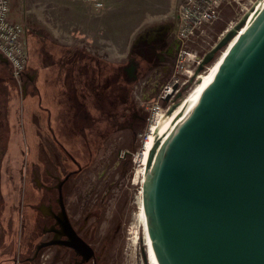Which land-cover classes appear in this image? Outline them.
<instances>
[{"label": "water", "instance_id": "95a60500", "mask_svg": "<svg viewBox=\"0 0 264 264\" xmlns=\"http://www.w3.org/2000/svg\"><path fill=\"white\" fill-rule=\"evenodd\" d=\"M252 7L199 65L236 38L211 82L154 133L141 204L157 264H264V5Z\"/></svg>", "mask_w": 264, "mask_h": 264}, {"label": "rangeland", "instance_id": "374dc122", "mask_svg": "<svg viewBox=\"0 0 264 264\" xmlns=\"http://www.w3.org/2000/svg\"><path fill=\"white\" fill-rule=\"evenodd\" d=\"M109 1L112 3L110 10H107L108 5L97 10L79 0H29L21 6L25 14L22 22L24 25L43 28L48 23L65 25L69 32L64 38L73 44L80 43L79 32H86L93 43L94 35L98 31L103 32V50L97 55L94 52L96 63L88 60L86 64V93L82 94L85 100L79 101L74 92L70 94L71 107L81 106V111H75L80 114L76 119L87 116L85 110L95 116V110L90 107L94 105L99 108V114L98 118L92 120H98L100 124L94 126L99 140L92 141L95 144L88 164L80 174L71 179V193L67 203L69 210L76 216L91 214L89 220L94 224L98 239H104L109 244L107 264H148L140 216L143 178L140 134L146 130L148 121L137 129L134 141L129 124L133 121L134 112L148 113V110H142L140 104L145 106L143 101L146 104L155 102L157 93L167 80L168 70H157L151 67V63L154 60L153 50H158L162 41L163 25L166 26L173 20L172 14L166 19L161 15L170 11L172 6L166 4V0ZM14 2L18 11L20 5L17 1ZM256 2L257 0H231L223 10L221 19L214 25L209 44H216L222 38L221 35L224 36L231 30ZM18 17H21L19 12ZM100 23L102 29H98ZM223 50L218 51L213 61L205 66L209 68ZM86 54L88 59L92 56L90 50ZM9 79L12 80L11 76L0 66V84L6 86V94L14 93L19 96L20 89L10 84ZM189 91L190 89L180 100L174 99L173 106H179ZM170 103L166 100L162 106L166 107ZM25 105L26 99H23L19 105V123L27 126L31 120L29 118V122L24 123ZM44 105L41 104V107L47 109ZM46 112L44 110L45 114ZM82 121L84 123L81 120L76 122L77 128H83L91 122ZM8 181L10 182L7 180V183ZM8 185L4 183L5 191L12 193L24 187L16 178ZM13 200L15 201V197L8 198L9 206ZM9 208L8 212H11ZM16 228L19 229L18 223L14 229Z\"/></svg>", "mask_w": 264, "mask_h": 264}, {"label": "flooded vegetation", "instance_id": "af4514ba", "mask_svg": "<svg viewBox=\"0 0 264 264\" xmlns=\"http://www.w3.org/2000/svg\"><path fill=\"white\" fill-rule=\"evenodd\" d=\"M173 28V20L163 25L159 49L153 50L152 54L154 60L151 67L168 70V73L177 47ZM2 64L0 61V66ZM9 81L17 86L13 79ZM2 85L0 264H107L109 244L104 239H98L94 224L89 220L91 214L76 216L69 210L67 203L71 179L83 171L92 155L93 142L99 140L94 131L93 117L85 110L88 115L76 119L80 114L75 111H81V106L70 107L65 111V123L49 124L44 128L38 124V110L35 109L32 116L28 115L31 123L24 126L19 123V105L25 99V79L19 88V96L6 94L7 88ZM143 103L145 106L140 104L141 108L147 111L148 104ZM47 112L51 113L48 119H54L52 112ZM148 115L145 111L132 115L129 130L133 141L137 129L145 125ZM88 118L91 120L89 125L77 128L76 122L81 120L84 123V120L88 123ZM14 178L24 184L23 189L14 193L6 192L4 183L9 186L8 183L12 184ZM7 180L10 182L7 183ZM60 182L59 190L57 186ZM9 197H15L10 206ZM12 204L14 207L11 208ZM8 207L11 212H8ZM17 223L19 229H14Z\"/></svg>", "mask_w": 264, "mask_h": 264}, {"label": "built area", "instance_id": "2783aa9c", "mask_svg": "<svg viewBox=\"0 0 264 264\" xmlns=\"http://www.w3.org/2000/svg\"><path fill=\"white\" fill-rule=\"evenodd\" d=\"M17 1L18 12L25 17L21 5L29 0H0V55L10 67L13 81L21 88L24 72L29 61L26 26L15 21L11 16V4ZM97 10L104 9V0H79ZM231 0H177L171 19L174 22L173 36L176 40L171 71L165 84L157 93L156 101L146 106L148 126L140 134L141 150L147 139L153 134V126L162 114L168 115L174 99H181L198 82L197 72L205 55L215 46L210 45L214 25L221 19L223 10ZM211 34V35H210ZM223 37V35H221ZM205 69V70H203ZM202 73L208 68L204 65ZM171 103L162 106L165 101ZM141 152V151H140Z\"/></svg>", "mask_w": 264, "mask_h": 264}, {"label": "crops", "instance_id": "0c3cea01", "mask_svg": "<svg viewBox=\"0 0 264 264\" xmlns=\"http://www.w3.org/2000/svg\"><path fill=\"white\" fill-rule=\"evenodd\" d=\"M176 1L166 0V4H170L172 7L165 15H161L165 17L164 19L173 13ZM14 3H12L13 7H11L10 16L17 22H24V18L18 17V11L14 7ZM104 5H108L107 10H110L112 3L109 0H104ZM25 26L29 61L24 72L25 89L23 94L26 99V105L23 106L26 112L24 123H28L26 119L34 114L33 111L35 112V109L38 110V124L41 127L46 128L51 123L54 125L65 123V118L67 117L65 111L71 107L72 99L70 94L74 92L79 101L85 99L82 98V94L86 93V64L88 60L96 63L94 60L97 58L96 55L103 50V32L98 31L94 35V43L89 40L90 36L86 32H79L80 43L73 44L64 38L68 36L69 32V28L66 29L65 25L60 26L55 23H48V26L46 25L44 28L28 26L27 24ZM98 29H102L101 23ZM87 50L92 52V56L96 54L95 57L91 56L88 59ZM0 61L3 63V69L11 76L6 60L0 57ZM95 70L98 72L97 68ZM83 90L84 92H82ZM41 104H45L44 106L47 109L41 107ZM90 107L96 112V115L92 117L98 118L99 108L94 105ZM41 110H43V113H41ZM44 110L51 111L54 119H48V115L51 113L46 112L45 114ZM98 124H100L98 120L93 123L94 126Z\"/></svg>", "mask_w": 264, "mask_h": 264}, {"label": "bare ground", "instance_id": "6f19581e", "mask_svg": "<svg viewBox=\"0 0 264 264\" xmlns=\"http://www.w3.org/2000/svg\"><path fill=\"white\" fill-rule=\"evenodd\" d=\"M264 5V0H257V2L253 5V9L255 8V11H258L262 6ZM254 11H251V9H249L244 15L249 16L248 22L253 18L254 16ZM236 38H234L230 43L229 46H231L233 44V42L235 41ZM227 46L221 53L220 55L217 57V59L213 62V64L204 72L201 73L198 79V82L194 85V87L188 92V94L186 95V97L180 102L179 106L176 107V109L170 114V115H165L162 114L161 116L158 117L155 125L153 126V134L150 135V137L147 139L144 147L142 148V152L140 154V163L142 165V167H144L147 158H148V154H149V150L151 147V143H152V139L154 136V133L156 131V128L158 126L159 121H165L168 119V117L174 116L176 115L179 110L188 102L190 101L192 98H194L196 95H198L200 92H202L206 86L211 82L214 73L218 67V65L220 64V61L222 60L223 56L225 55L226 50L228 49ZM143 173V171H142ZM143 177H144V173H143ZM143 180V178H142ZM141 209H140V216H141V220H142V225H143V233H144V240H145V252L147 255V263L148 264H157L154 254L151 250L150 244H149V240L147 237V232H146V227H145V220H144V216H143V211H142V204L140 205Z\"/></svg>", "mask_w": 264, "mask_h": 264}]
</instances>
